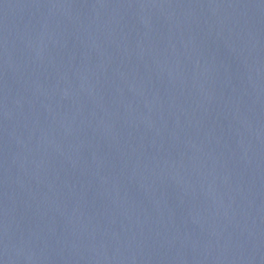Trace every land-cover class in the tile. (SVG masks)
Here are the masks:
<instances>
[{"label":"water","instance_id":"1","mask_svg":"<svg viewBox=\"0 0 264 264\" xmlns=\"http://www.w3.org/2000/svg\"><path fill=\"white\" fill-rule=\"evenodd\" d=\"M0 264H264V0H0Z\"/></svg>","mask_w":264,"mask_h":264}]
</instances>
